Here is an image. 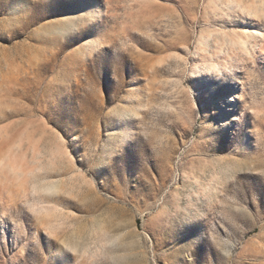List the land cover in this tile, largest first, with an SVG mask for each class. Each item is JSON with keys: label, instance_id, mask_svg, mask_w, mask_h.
Returning <instances> with one entry per match:
<instances>
[{"label": "rangeland", "instance_id": "1", "mask_svg": "<svg viewBox=\"0 0 264 264\" xmlns=\"http://www.w3.org/2000/svg\"><path fill=\"white\" fill-rule=\"evenodd\" d=\"M220 28L264 19L0 0V264H264V42Z\"/></svg>", "mask_w": 264, "mask_h": 264}, {"label": "bare ground", "instance_id": "2", "mask_svg": "<svg viewBox=\"0 0 264 264\" xmlns=\"http://www.w3.org/2000/svg\"><path fill=\"white\" fill-rule=\"evenodd\" d=\"M222 2L228 9L235 8L249 17L264 19V0H222ZM209 33V38L216 44V47L223 48L224 50V62L222 64L225 65L226 71L231 67V63L228 60L230 53L234 51L241 53L245 52L250 43V38H253L254 41H258L254 46L255 51L260 53L263 48L264 34L259 29H255V31L248 33L246 31L230 32L220 28L215 32L209 31ZM208 42L209 39L207 37L199 36L198 43L202 47H206ZM205 66L206 62H203V68H205ZM210 67L217 75L219 72V63L211 59Z\"/></svg>", "mask_w": 264, "mask_h": 264}]
</instances>
